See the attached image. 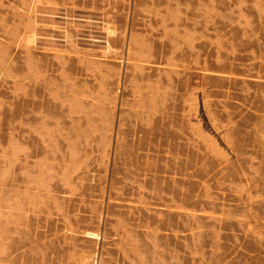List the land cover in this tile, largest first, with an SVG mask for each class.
I'll use <instances>...</instances> for the list:
<instances>
[{
  "label": "rangeland",
  "instance_id": "374dc122",
  "mask_svg": "<svg viewBox=\"0 0 264 264\" xmlns=\"http://www.w3.org/2000/svg\"><path fill=\"white\" fill-rule=\"evenodd\" d=\"M0 264H264V0H0Z\"/></svg>",
  "mask_w": 264,
  "mask_h": 264
}]
</instances>
